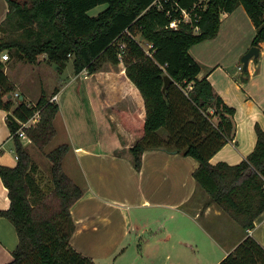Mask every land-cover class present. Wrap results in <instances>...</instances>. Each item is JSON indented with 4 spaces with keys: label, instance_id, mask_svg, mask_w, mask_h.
Segmentation results:
<instances>
[{
    "label": "trees",
    "instance_id": "trees-1",
    "mask_svg": "<svg viewBox=\"0 0 264 264\" xmlns=\"http://www.w3.org/2000/svg\"><path fill=\"white\" fill-rule=\"evenodd\" d=\"M9 10L0 23V107L8 110V122L16 144L18 163H0V175L9 189L11 204L0 210L16 226L19 244L14 258L4 264H99L71 243L75 229L71 208L84 194L64 168L70 150L63 143L47 152L51 161V190L43 177L30 146L17 133L19 120H27L38 110L39 122L26 128L40 149L56 135L54 119L60 109L43 93L36 104L25 99L15 105L9 97L15 84L5 72L3 51L36 63L40 55L63 72L71 57L76 73H94L108 63H124L128 77L140 89L146 117L134 120L119 109L124 124L142 138L131 147L137 168L142 155L151 148L193 156L199 161L194 171L197 182L210 194L209 202L225 209L247 230L264 211V128L256 124L257 143L241 162L213 163L211 158L235 133L236 108L219 94L208 77L199 78L200 63L190 49L215 37L222 16L243 5L256 26L252 45L264 43V0H7ZM180 7L192 10L195 19L181 22L178 28L170 20L180 16ZM100 4L106 7L96 15L90 11ZM167 8L173 10L171 16ZM199 26V31H196ZM139 31L151 44L149 49L136 36ZM125 44L122 58L121 44ZM10 56V57H11ZM168 72L174 82L167 96L163 92ZM244 72V79L248 78ZM218 264H264V245L250 233Z\"/></svg>",
    "mask_w": 264,
    "mask_h": 264
},
{
    "label": "crops",
    "instance_id": "crops-1",
    "mask_svg": "<svg viewBox=\"0 0 264 264\" xmlns=\"http://www.w3.org/2000/svg\"><path fill=\"white\" fill-rule=\"evenodd\" d=\"M8 10V1L0 0V23ZM255 32V24L240 5L223 14L215 37L190 49L201 65L198 77H208L225 101L236 108L234 136L213 155V163L241 162L256 146V124L264 128V43L259 59L250 61L247 80L241 68L242 56L252 46ZM9 61L2 60L13 81ZM70 61L74 65L71 57L65 70ZM39 62H48L47 55H40ZM65 70L57 69L61 75ZM13 83L16 90L17 83ZM54 90L60 105L54 123L58 134L61 126L65 143L70 145L64 168L84 189L71 208L75 222L71 243L83 254L103 264V258L126 243L134 230L128 219L130 206L170 210L175 233L193 229L209 239L211 259L206 264H218L248 233L264 245V211L256 218L254 228L247 230L217 203L209 202L210 194L194 177L199 161L193 156L151 148L144 151L141 167H136L131 147L143 135L124 124L119 109L140 121L146 117V107L124 63H108L94 73L72 70L66 79L58 78ZM8 113L0 107V163L15 166L18 155ZM22 139L25 144L31 143ZM10 204L9 189L0 175V210ZM162 233L168 239L174 235L168 227ZM137 237H141V231ZM18 244L15 224L0 216V264L13 260Z\"/></svg>",
    "mask_w": 264,
    "mask_h": 264
},
{
    "label": "rangeland",
    "instance_id": "rangeland-1",
    "mask_svg": "<svg viewBox=\"0 0 264 264\" xmlns=\"http://www.w3.org/2000/svg\"><path fill=\"white\" fill-rule=\"evenodd\" d=\"M106 7V4H100L90 11V14L96 15ZM136 36L149 48L147 40L137 31ZM8 52L3 51L2 55ZM42 62V61H41ZM48 62L36 63L26 62L18 56H11L9 61L10 77L17 88L12 94L15 105L18 104L24 95L26 103L34 105L37 103L43 93L50 98L54 93V84L58 78L66 79L75 70L70 61L64 74H59L56 66ZM63 76V77H62ZM17 93L19 95H17ZM44 149H40L33 142L29 143L30 150L34 160L39 165L40 176L43 177L44 188L47 192L51 190V161L47 157V152L55 149L65 143L66 133L61 130ZM27 140V139H26ZM127 205L125 204L124 207ZM129 222L134 226L133 232L130 233L126 243L117 251L103 258V264H199L211 259V245L206 237L199 235L193 229L185 230L184 233H175L171 220L173 219L172 211L166 209H155L144 207V209L130 206L128 207ZM163 222L166 223L164 226ZM170 228L174 232L173 237L168 239L163 235L162 229ZM137 230V231H136ZM138 231H141V237H137ZM138 238V239H137Z\"/></svg>",
    "mask_w": 264,
    "mask_h": 264
},
{
    "label": "built area",
    "instance_id": "built-area-1",
    "mask_svg": "<svg viewBox=\"0 0 264 264\" xmlns=\"http://www.w3.org/2000/svg\"><path fill=\"white\" fill-rule=\"evenodd\" d=\"M156 2L161 9H165V5L161 2V0H157ZM174 3L177 4L176 10L180 9L181 13H180V16H175L170 20L169 26L174 27V28H178L180 26L181 22H190L192 20H195V21L199 20V16L197 15V13H196V16L194 19V17L192 16V10L180 7V5L178 4L177 1H175ZM166 10L171 16L173 15L172 9L167 8ZM199 29H200L199 26H196L195 30L199 31ZM147 45H149V47L151 46V44H149V42H147ZM121 47H122V50L120 52V57L122 58V56L124 54V50H125V44L122 43ZM146 49L148 50L149 48H146ZM9 59H10V54L8 52H5L2 55V60H9ZM241 68H242V66H241ZM17 95H19V94L17 93ZM57 100H58V94L55 93L50 98V101L57 102ZM40 118H41V113L38 110L33 116H31L27 120H24V121L19 120L20 127L17 130V133L19 134V136H21V138L27 139L29 142H32V139L28 135L26 128H28L32 125H35L37 122H39Z\"/></svg>",
    "mask_w": 264,
    "mask_h": 264
},
{
    "label": "water",
    "instance_id": "water-1",
    "mask_svg": "<svg viewBox=\"0 0 264 264\" xmlns=\"http://www.w3.org/2000/svg\"><path fill=\"white\" fill-rule=\"evenodd\" d=\"M261 54V46L260 45H252L249 50L242 56V69L244 72H247L249 69V64L251 60H258ZM164 77V85H163V92L165 96H167L168 87L172 84L175 80L174 78L168 73L165 72L163 74ZM12 97V94L9 95ZM24 100V95H21L20 101ZM174 152H178L174 150Z\"/></svg>",
    "mask_w": 264,
    "mask_h": 264
}]
</instances>
